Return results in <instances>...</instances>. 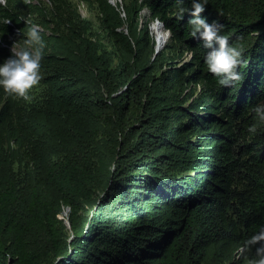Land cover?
I'll list each match as a JSON object with an SVG mask.
<instances>
[{
  "label": "trees",
  "instance_id": "trees-1",
  "mask_svg": "<svg viewBox=\"0 0 264 264\" xmlns=\"http://www.w3.org/2000/svg\"><path fill=\"white\" fill-rule=\"evenodd\" d=\"M179 7L0 3V62L27 20L46 41L31 99L0 87V264H247L255 255V245L240 248L264 226V124L248 130L264 100V0H209L202 13L244 45L242 79L229 85L208 70L192 13L181 19ZM157 20L171 31L156 54Z\"/></svg>",
  "mask_w": 264,
  "mask_h": 264
},
{
  "label": "clouds",
  "instance_id": "clouds-1",
  "mask_svg": "<svg viewBox=\"0 0 264 264\" xmlns=\"http://www.w3.org/2000/svg\"><path fill=\"white\" fill-rule=\"evenodd\" d=\"M0 3L7 4V0H0ZM177 3L180 5L178 15L181 19L186 11H191L192 15L188 20L191 35L202 40L208 49L205 63L208 70L218 77L219 84L229 85L241 80L242 74L238 71V66L243 60L244 45L222 32L224 25L220 20L209 21L207 16L202 15L209 0H191L190 8L184 6L185 0H177ZM26 24L29 27L26 32L21 29L24 35L13 43L12 54L0 62V87L10 96L27 100L31 99V90L40 83L44 75L42 61L46 41L38 23L27 20ZM253 110L256 121L248 127L251 133H255L264 124V100L257 102ZM261 241H264V226L247 237L241 245V252L256 246L255 255L248 259L247 264H264V243H260Z\"/></svg>",
  "mask_w": 264,
  "mask_h": 264
},
{
  "label": "water",
  "instance_id": "water-1",
  "mask_svg": "<svg viewBox=\"0 0 264 264\" xmlns=\"http://www.w3.org/2000/svg\"><path fill=\"white\" fill-rule=\"evenodd\" d=\"M113 3H116V1L115 0H111ZM160 21L161 20H157L153 25H152V28L154 29V27H155V25H159V26H162L163 28H164V31L166 32V39L164 40V43L162 44V45H159V38L157 37V35H156V41H157V43H156V54L165 46V44H166V41H167V39H168V37H169V35H170V32L169 31H167V29L165 28V26H164V23H160ZM70 209V208H69ZM68 211L66 210V213H67ZM66 222H67V224H68V226H71V222L67 219L66 220Z\"/></svg>",
  "mask_w": 264,
  "mask_h": 264
},
{
  "label": "bare ground",
  "instance_id": "bare-ground-1",
  "mask_svg": "<svg viewBox=\"0 0 264 264\" xmlns=\"http://www.w3.org/2000/svg\"><path fill=\"white\" fill-rule=\"evenodd\" d=\"M154 29L157 32V37L159 38V45H162L166 39V32L164 31V28L159 25H155Z\"/></svg>",
  "mask_w": 264,
  "mask_h": 264
},
{
  "label": "rangeland",
  "instance_id": "rangeland-1",
  "mask_svg": "<svg viewBox=\"0 0 264 264\" xmlns=\"http://www.w3.org/2000/svg\"><path fill=\"white\" fill-rule=\"evenodd\" d=\"M119 1H123V0H119ZM80 8H81L82 15L87 16L89 14L90 11L86 9L85 4L82 3ZM153 30H154V34L156 36L157 32L155 31V29H153Z\"/></svg>",
  "mask_w": 264,
  "mask_h": 264
}]
</instances>
